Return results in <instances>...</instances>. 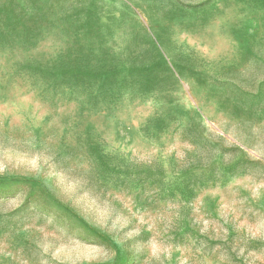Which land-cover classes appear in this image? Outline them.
I'll list each match as a JSON object with an SVG mask.
<instances>
[{
  "label": "rangeland",
  "instance_id": "obj_1",
  "mask_svg": "<svg viewBox=\"0 0 264 264\" xmlns=\"http://www.w3.org/2000/svg\"><path fill=\"white\" fill-rule=\"evenodd\" d=\"M0 264H264V0H0Z\"/></svg>",
  "mask_w": 264,
  "mask_h": 264
}]
</instances>
